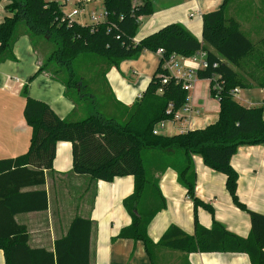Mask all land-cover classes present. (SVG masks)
Here are the masks:
<instances>
[{
  "label": "trees",
  "instance_id": "obj_1",
  "mask_svg": "<svg viewBox=\"0 0 264 264\" xmlns=\"http://www.w3.org/2000/svg\"><path fill=\"white\" fill-rule=\"evenodd\" d=\"M230 1L223 0L218 9L203 15V43L180 23L167 24L135 40L140 17L153 12L150 0L137 3L104 0L107 17L94 28L64 20L66 4L56 0H7L5 8L9 15L0 23V64L17 59L14 44L18 37L29 35L36 51L39 48L33 40L40 35L54 42L56 48L44 54L30 80L47 71L64 84L65 95L76 106L79 100L90 102L81 119L62 118L46 101L30 96L24 85V115L33 130L30 146L23 154L0 159V248L5 251L6 264H90L92 219L75 217L67 234L55 241L54 250L31 247L27 227L15 219L16 214L48 208V194L43 186L61 140L72 143L75 173L105 181L124 175L134 177V191L124 200L132 223L123 227L116 237L143 241L152 264H155L154 252L158 247L188 253H246L252 264H264V213L247 208L239 200L238 171L231 164L239 146L264 143V109L242 104L232 92L236 87L247 85L235 66L253 53L255 45L237 20L226 15ZM160 48L163 49L160 63L142 96L129 107L121 106L119 114L112 117L102 113L97 96L87 92L89 81L94 80L83 72L84 63L96 65L105 60L107 66L101 74L105 77L123 59L137 58L146 50ZM39 50L41 54L44 52ZM200 50L207 52L208 66L198 70V77L211 79L214 96L217 92L214 84L221 85L218 120L204 128L172 135L154 134L157 123L173 119L174 113L187 103L189 95L182 82L174 78L162 84V76L168 73L164 68L165 60L173 54L190 57ZM55 60L60 63L52 69ZM89 68L91 76L93 66ZM160 87L162 93L158 92ZM170 105L171 114L167 112ZM116 114L122 119L116 118ZM195 154L201 155L206 165L226 175V187L234 203L250 214L248 236L237 235L218 220H214L211 227L203 226L197 216L193 233L172 224L157 243L149 236L150 223L167 206L160 180L168 169L175 170L178 182L193 198L195 213L199 205L213 213V209L195 195ZM33 186L39 188L26 189Z\"/></svg>",
  "mask_w": 264,
  "mask_h": 264
},
{
  "label": "crops",
  "instance_id": "obj_2",
  "mask_svg": "<svg viewBox=\"0 0 264 264\" xmlns=\"http://www.w3.org/2000/svg\"><path fill=\"white\" fill-rule=\"evenodd\" d=\"M150 1L153 12L140 17L134 37L137 41L167 24L180 23L204 43L203 15L218 9L223 3V0ZM6 3L7 0H0V23L9 15ZM226 15L237 20L241 30L255 45L253 53L235 66L247 83L245 87H238L237 100L246 106H262L264 109V0H231ZM24 39L29 52L24 61V80L20 81L8 74L12 68L16 70L21 67L19 45ZM14 52L16 60L9 59L0 64V159L16 157L29 149L33 130L24 115L25 84L30 96L46 101L60 117L78 120L84 116V112L65 95L64 84L53 79L49 72L44 71L30 80L42 60L37 58L36 54L39 53L33 49L29 35L18 37ZM160 60L161 54L158 51L146 50L137 58H125L118 67H112L104 79L113 106L119 109L121 106L129 107L140 98ZM181 60L187 66L194 65L187 59ZM205 81V84L198 86V79L190 95V104L199 113L192 112L183 120V124L187 125L180 132L204 128L218 120L220 103L212 95L210 79ZM166 131L161 133H177ZM231 164L238 171L239 200L247 208L264 213V143L239 146L232 156ZM194 167L195 195L209 205L213 213L202 205L197 207L195 213L193 198L178 182L175 170L168 169L160 180L167 206L154 217L148 227L152 240L157 243L172 224L187 233H193L195 216L203 226L211 227L214 220H218L237 235L248 236L251 229L250 214L234 203L226 187V175L206 165L198 154L194 155ZM43 187L48 194V208L15 215L16 221L27 227L31 247L54 250L55 241L67 234L75 217L82 216L93 220L90 264H152L143 241L116 237L123 227L132 223V217L124 206V200L134 191L132 175L117 176L112 181H105L96 180L88 174H77L73 171L72 143L61 140L57 144L53 168L46 171ZM35 188L39 186L26 189ZM154 259L155 264H252L246 253H188L166 247L156 248ZM0 264H6L5 251L1 248Z\"/></svg>",
  "mask_w": 264,
  "mask_h": 264
},
{
  "label": "built area",
  "instance_id": "obj_3",
  "mask_svg": "<svg viewBox=\"0 0 264 264\" xmlns=\"http://www.w3.org/2000/svg\"><path fill=\"white\" fill-rule=\"evenodd\" d=\"M56 1L59 3L66 4L64 7L63 16H64V20L67 19L69 23L78 22L83 25L89 24L92 28H94L95 25L100 24L107 17V10L104 7V3H103L104 0H56ZM97 1H99L104 7V12L97 13L95 11H91V12L87 11L86 6L91 2H97ZM70 3L73 4V8L71 9L70 12H68L67 6ZM86 13H88V15L90 16L91 22H80L77 17L81 16L82 14L85 15ZM102 17H104L103 20H101ZM158 52L161 54V57H162L163 49L160 48ZM180 58L187 59L189 62L194 63V65L187 66L184 63L179 61ZM207 66H208V61H207L206 51L200 50L190 57H182V56L173 54L169 58H167L164 62V68L168 70V73L162 76V84H166L168 83L169 79L174 78L178 82L181 81L185 89L191 90L197 83L198 79H200L198 77V70H200L201 68H205ZM214 88L217 90L214 97L218 99L219 90L221 89L220 83L216 82L214 84ZM158 92L162 93L163 88L160 87L158 89ZM232 92H233L234 97L238 99L237 98L238 87L234 88ZM167 112L170 114L172 113V105H170ZM192 112L199 113V110L193 109V106L190 104V96L188 95L187 103L183 107H181L180 110L174 113L173 119L171 120L163 119L160 122H158L157 125L153 129V133L160 134L162 132V129L165 128L167 122L183 121L186 118H188V116H190Z\"/></svg>",
  "mask_w": 264,
  "mask_h": 264
},
{
  "label": "rangeland",
  "instance_id": "obj_4",
  "mask_svg": "<svg viewBox=\"0 0 264 264\" xmlns=\"http://www.w3.org/2000/svg\"><path fill=\"white\" fill-rule=\"evenodd\" d=\"M73 8V4L70 3L67 6V11L70 12L71 9ZM87 11H95L97 13H103L104 12V7L102 6V4L97 1V2H91L86 6ZM79 19L80 22H91L90 16L88 15V13H86L85 15H81L79 17H77ZM104 17L101 18V20H103ZM22 26H24L23 24L20 25V27L18 28V32H20L22 30ZM22 36V35H21ZM20 36V37H21ZM34 43L37 45V47L39 49H42L44 52L41 54V51L38 49L36 51H39V55L36 54L37 58H40L41 60H43L44 58V54H50L52 53V51L56 48V45L54 42L52 41H48L46 39H44L42 36L40 35H36L34 36ZM21 42V43H20ZM20 54H21V59L19 60V64L21 65V67H19V69L13 70V68L11 69V71H9V76L15 77L16 79H19L20 81H23V77H24V73L26 71V64H25V59L27 56V53L29 52L28 50H26L27 46H25V39L20 41ZM35 46V45H34ZM180 62H182L181 59H179ZM18 62V61H17ZM60 62L58 61H53V63L51 64V68L54 69L55 67H57L59 65ZM93 66L92 69V73L91 76H89L88 70L90 69L89 67ZM107 64L106 61H102L99 64H91L90 62H86L84 63L83 67V72H85L86 74H88V77H93L94 81H89L88 83V88H87V92L88 93H94L97 96V100L100 102V110L102 113H104L105 115H107L108 117H112L113 115H115V113L120 112V109L116 106H113L110 98L108 97L109 91L107 90L106 87V82L105 79L103 77L102 72H104L105 68H106ZM49 71V70H48ZM29 81V80H28ZM206 81L205 79H199V82L197 83L198 86H201L202 84H205ZM188 94L189 96L192 94V89L188 90ZM214 97V95H213ZM215 98V97H214ZM216 99V98H215ZM218 100V99H216ZM90 101H84V100H79L77 103L78 108L84 112L85 115V111L86 108L88 106ZM116 114V118L118 119H122L120 115ZM187 123H184L182 121H178V122H167L165 128H167L168 130H164L165 128L162 129L163 133L166 131V133H175V132H180L182 131V128L184 129L186 127Z\"/></svg>",
  "mask_w": 264,
  "mask_h": 264
}]
</instances>
